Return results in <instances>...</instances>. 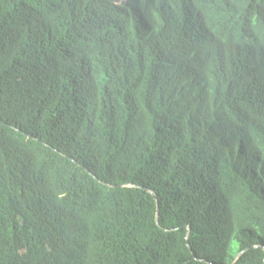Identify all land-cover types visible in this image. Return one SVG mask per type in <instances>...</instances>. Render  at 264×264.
I'll return each instance as SVG.
<instances>
[{"label": "trees", "instance_id": "obj_1", "mask_svg": "<svg viewBox=\"0 0 264 264\" xmlns=\"http://www.w3.org/2000/svg\"><path fill=\"white\" fill-rule=\"evenodd\" d=\"M0 264H264V0H0Z\"/></svg>", "mask_w": 264, "mask_h": 264}]
</instances>
